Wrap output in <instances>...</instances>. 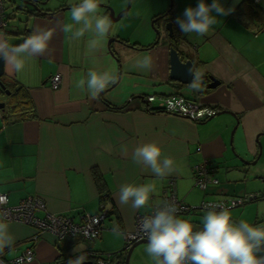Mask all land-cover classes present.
<instances>
[{
    "label": "crops",
    "instance_id": "1",
    "mask_svg": "<svg viewBox=\"0 0 264 264\" xmlns=\"http://www.w3.org/2000/svg\"><path fill=\"white\" fill-rule=\"evenodd\" d=\"M219 2L233 10L218 16V23L199 36L182 33L176 24L177 17L183 18L184 10L195 8L199 0H130L127 14L112 22L98 49L90 50L91 33L73 39L62 30L64 24L74 23L71 6L79 0H54L52 7H27L25 13L16 10L17 0L7 1L18 25L8 26L6 10L7 25L0 30V38L18 45L39 28L52 29L54 34L48 50L27 58L21 73L2 61L3 84L27 94L34 116L15 120L16 115L5 111L9 95L0 93L4 103L0 194L6 195L8 206L37 196L48 213L73 221L81 214H97L101 205L108 217L93 243L81 238L56 240L49 234L37 237L35 228L5 221L15 242L0 253V260L7 263L32 249L31 264H68L84 254L89 255L87 261L110 255V264L122 263L126 246L113 228L131 231L137 215H148L161 204L169 183L178 200L192 209L179 218L190 221L194 230L203 227L202 217L211 205L231 201L235 205L228 209L241 207L235 221L264 226V23L251 24L249 18L237 15L241 0ZM127 4L128 0H101L99 14L108 16L109 7L119 14ZM169 21L175 42L162 29ZM171 47L203 73L200 91L170 78ZM145 56L152 58L151 69L135 66ZM89 70L113 73L117 82L93 99L86 86L84 90L75 87L78 79H87ZM53 75L61 78L57 90L50 88ZM209 78L218 82L213 89L205 88ZM149 96L156 97L155 111L146 109ZM172 96L219 112L200 123L166 114L160 110L159 98ZM149 142H156L174 161L171 174L157 177L150 168L133 162L135 147ZM206 161L219 184L202 191L194 184L193 167ZM128 183L155 185L147 206L134 209L131 203H118L119 189Z\"/></svg>",
    "mask_w": 264,
    "mask_h": 264
},
{
    "label": "clouds",
    "instance_id": "2",
    "mask_svg": "<svg viewBox=\"0 0 264 264\" xmlns=\"http://www.w3.org/2000/svg\"><path fill=\"white\" fill-rule=\"evenodd\" d=\"M101 0H79L71 6V20L74 23L63 25L65 33H71L73 39L81 38L86 32L93 38L88 42L90 50L98 49L101 41L112 29V21L107 15L100 13ZM233 9H225L219 0L209 5L199 0L195 8L184 10L183 18L177 17L176 24L184 34L196 33L203 36L218 23L217 17L228 15ZM215 13V15H213ZM80 25V27H75ZM53 30L39 28L29 34L22 43L14 45L5 38H0V59L16 73L25 68L27 58L43 55L49 48ZM152 58L145 56L136 61L142 69H151ZM194 81L190 85L193 90H201L203 73L190 69ZM117 82V76L108 71L98 73L87 72V79L80 78L75 87L84 90L96 99L110 84ZM125 153L127 149H124ZM132 160L151 169L157 177H164L174 171V161L163 154L156 142L140 144L132 153ZM155 192V185L124 184L119 189L118 203L134 209L148 205L150 194ZM4 198L0 197V203ZM218 209V210H217ZM179 209L175 203L162 201L154 213L142 220V231L146 235L145 251L155 264H264V226H254L245 220L238 222L232 219L230 209L223 204L212 206L202 217L203 227L194 230V225L178 217ZM8 224L0 218V253L15 242V237L8 231ZM113 234L123 236L118 227ZM87 257L78 255L69 259L68 264H85Z\"/></svg>",
    "mask_w": 264,
    "mask_h": 264
},
{
    "label": "built area",
    "instance_id": "3",
    "mask_svg": "<svg viewBox=\"0 0 264 264\" xmlns=\"http://www.w3.org/2000/svg\"><path fill=\"white\" fill-rule=\"evenodd\" d=\"M253 4L260 5L262 0H251ZM7 25V14L5 8V0H0V30H3ZM61 78L59 75H53L50 78V88L57 90L60 86ZM161 102V108L166 114L178 116L181 118L189 119L194 123H200L215 117L218 114V110L212 107L195 104L193 101L184 97L172 96L167 98H159ZM156 97L149 96L146 98V109L148 111H155L154 103ZM193 179L195 186L205 191L210 185H218L219 181L212 174V168L209 162H203L193 167ZM171 187V183H169ZM165 191L162 201L175 203L179 209L178 217L189 212L192 209L183 205L175 195L172 188ZM3 197V203H0V218L6 222H18L25 225H29L35 228V235L41 236L43 234H49L56 240H69L75 238L84 239L90 243L96 242L99 238L101 231L103 230L104 222L108 217L107 210L101 205L100 210L95 215L81 214L76 221L71 218L59 215H53L46 211L44 203L41 198L37 196H30L23 199L16 206H8L7 197L4 194H0ZM224 207L228 206L226 203H221ZM219 205V204H218ZM233 201L229 206H234ZM158 206V205H157ZM157 206H154L148 215H137L135 217L134 226L131 231L123 232L122 236L126 249L132 244L147 241L145 233L142 231V220L145 216H150L154 213ZM215 206V205H211ZM206 207V206H204ZM88 257V254H84ZM34 261L33 250L26 251L23 255L7 263L0 260V264H31ZM111 256H95V264H110Z\"/></svg>",
    "mask_w": 264,
    "mask_h": 264
},
{
    "label": "water",
    "instance_id": "4",
    "mask_svg": "<svg viewBox=\"0 0 264 264\" xmlns=\"http://www.w3.org/2000/svg\"><path fill=\"white\" fill-rule=\"evenodd\" d=\"M20 5L16 6V10L19 12H24L27 7H31L32 9L39 10V6L43 5L44 3L36 2L33 0H17ZM130 6V0H128L127 7L121 11L119 14H115L113 9L108 8V17L112 22H115L119 20L120 17L123 15L127 14L128 9ZM165 30L167 31L168 37L173 40L174 42L176 41L175 34H174V28H173V23L171 21L167 22L165 24ZM156 33L159 35V31L156 30ZM3 59H0V88L2 91L5 92L6 95H10V91H8L3 84ZM169 65H170V78L172 80L178 81L182 83L183 85H191L194 81V74L193 72H190V69L195 70V66L192 63V61L187 60L183 61L179 55V52L174 49L170 48L169 50ZM218 85V82L215 81L213 78H209V83L205 85L206 89H213ZM101 94V93H100ZM4 109V103H0V111H3ZM235 130V128L233 129ZM243 162L242 160H240ZM140 244H147V241H140L137 243L132 244L128 249H123V251H126L125 259L123 264H129V259L131 256L132 251L134 248ZM85 264H95V260H86ZM114 264H121L120 261H115Z\"/></svg>",
    "mask_w": 264,
    "mask_h": 264
},
{
    "label": "trees",
    "instance_id": "5",
    "mask_svg": "<svg viewBox=\"0 0 264 264\" xmlns=\"http://www.w3.org/2000/svg\"><path fill=\"white\" fill-rule=\"evenodd\" d=\"M235 13L239 16H245V18H249L251 24L264 23V8L260 5L253 4L251 0H241L240 4L236 7ZM255 22V23H254ZM264 25V24H262ZM6 87V85H5ZM8 91H10L9 103L6 105V113H10L11 116H14L15 120L25 119L29 116H34L33 107L31 106V101L29 100L27 94L22 90H11L6 87ZM3 91L0 89V93ZM21 104V105H19ZM95 182L98 187H101V182L98 176H95ZM106 196H104L101 201L104 200ZM99 212V211H98Z\"/></svg>",
    "mask_w": 264,
    "mask_h": 264
},
{
    "label": "rangeland",
    "instance_id": "6",
    "mask_svg": "<svg viewBox=\"0 0 264 264\" xmlns=\"http://www.w3.org/2000/svg\"><path fill=\"white\" fill-rule=\"evenodd\" d=\"M7 1H9V0H5L6 10H8V13L10 14V18H9V21H8L9 22L8 26L9 27H15V26L18 25V22L16 21L17 18L12 16V12L9 10V7L7 5ZM40 3H44L43 5H41V7L47 9V8L53 6L54 0H47V1L43 0ZM165 24H162V29L166 33ZM230 152H231L232 155L235 156V152L234 151L231 150ZM223 168L224 167H222L221 169H223ZM198 206L199 205H197L196 207H198ZM240 210H241V207L240 208L237 207V208H234V209H230V211L232 213V219L238 215V211H240ZM146 245L147 244H140V245H138V246H136L134 248V250L131 253L130 259H129V264H153V259L145 251ZM123 258L125 259V256ZM124 259H123L121 264L124 263Z\"/></svg>",
    "mask_w": 264,
    "mask_h": 264
}]
</instances>
